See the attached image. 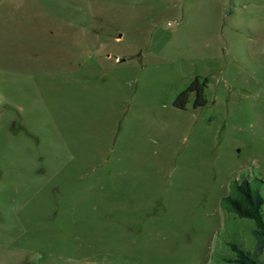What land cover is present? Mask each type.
Wrapping results in <instances>:
<instances>
[{"label":"rangeland","instance_id":"374dc122","mask_svg":"<svg viewBox=\"0 0 264 264\" xmlns=\"http://www.w3.org/2000/svg\"><path fill=\"white\" fill-rule=\"evenodd\" d=\"M243 176L264 198V0H0V264H236Z\"/></svg>","mask_w":264,"mask_h":264},{"label":"trees","instance_id":"16d2710c","mask_svg":"<svg viewBox=\"0 0 264 264\" xmlns=\"http://www.w3.org/2000/svg\"><path fill=\"white\" fill-rule=\"evenodd\" d=\"M208 78L196 75L189 84L183 88L174 98L173 106L185 110L191 94L193 108L205 106L207 98ZM257 178L253 181L256 182ZM235 195H226L221 199L222 206L233 212L237 217L248 218L253 221L251 233L254 237V248L252 251L244 249L235 241H229L230 248L234 251V257L226 260L236 264H264L260 256L264 254V198L257 187L243 176L239 181L232 183Z\"/></svg>","mask_w":264,"mask_h":264},{"label":"built area","instance_id":"2783aa9c","mask_svg":"<svg viewBox=\"0 0 264 264\" xmlns=\"http://www.w3.org/2000/svg\"><path fill=\"white\" fill-rule=\"evenodd\" d=\"M170 24H171V22L168 21V22H167V25H170Z\"/></svg>","mask_w":264,"mask_h":264},{"label":"crops","instance_id":"0c3cea01","mask_svg":"<svg viewBox=\"0 0 264 264\" xmlns=\"http://www.w3.org/2000/svg\"><path fill=\"white\" fill-rule=\"evenodd\" d=\"M172 24H173V23L171 22V24H170V25H168V26H172Z\"/></svg>","mask_w":264,"mask_h":264}]
</instances>
